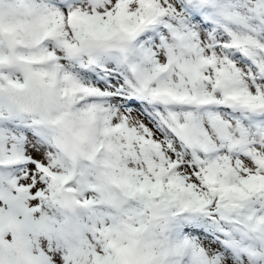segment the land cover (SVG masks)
<instances>
[{"label":"snow or ice","instance_id":"snow-or-ice-1","mask_svg":"<svg viewBox=\"0 0 264 264\" xmlns=\"http://www.w3.org/2000/svg\"><path fill=\"white\" fill-rule=\"evenodd\" d=\"M0 264H264V0H0Z\"/></svg>","mask_w":264,"mask_h":264}]
</instances>
